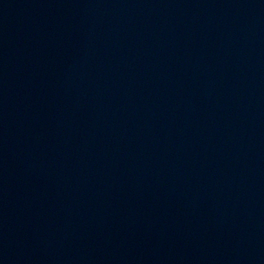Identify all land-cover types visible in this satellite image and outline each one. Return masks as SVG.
<instances>
[{
    "label": "water",
    "instance_id": "obj_1",
    "mask_svg": "<svg viewBox=\"0 0 264 264\" xmlns=\"http://www.w3.org/2000/svg\"><path fill=\"white\" fill-rule=\"evenodd\" d=\"M0 264H264V0H0Z\"/></svg>",
    "mask_w": 264,
    "mask_h": 264
}]
</instances>
